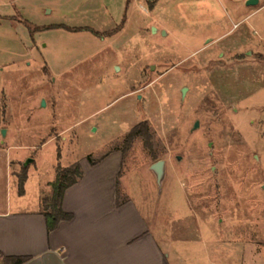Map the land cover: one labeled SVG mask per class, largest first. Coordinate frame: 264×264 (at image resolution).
Instances as JSON below:
<instances>
[{"label": "rangeland", "instance_id": "obj_1", "mask_svg": "<svg viewBox=\"0 0 264 264\" xmlns=\"http://www.w3.org/2000/svg\"><path fill=\"white\" fill-rule=\"evenodd\" d=\"M247 1L0 0V206L118 159L119 197L180 264L215 246L264 264V0Z\"/></svg>", "mask_w": 264, "mask_h": 264}, {"label": "crops", "instance_id": "obj_2", "mask_svg": "<svg viewBox=\"0 0 264 264\" xmlns=\"http://www.w3.org/2000/svg\"><path fill=\"white\" fill-rule=\"evenodd\" d=\"M112 161H81L83 175L65 191L62 202L73 218L53 231L42 213L46 195H37L34 205L0 206V264H6V257H28L23 264H180L161 246L139 204L119 197L120 163ZM230 254L224 256L216 246L205 248V256L198 252L206 264H231Z\"/></svg>", "mask_w": 264, "mask_h": 264}, {"label": "trees", "instance_id": "obj_3", "mask_svg": "<svg viewBox=\"0 0 264 264\" xmlns=\"http://www.w3.org/2000/svg\"><path fill=\"white\" fill-rule=\"evenodd\" d=\"M144 136L145 141L149 142L151 135L149 133V128L147 122H141L135 126L125 139L126 148L123 151V155L126 150L130 147L132 141L137 136ZM95 164V162H92ZM56 180L52 184V193L49 196H45L42 199V213L46 218V224L48 231L55 230L58 225L63 221H70L73 218L71 213L65 212L62 207L63 197L65 191L76 184L78 180L82 177L83 172L79 162L72 164L67 168L57 167ZM27 179V174L25 173L20 180V192L24 193V184ZM28 260V257H6V264H23Z\"/></svg>", "mask_w": 264, "mask_h": 264}, {"label": "water", "instance_id": "obj_4", "mask_svg": "<svg viewBox=\"0 0 264 264\" xmlns=\"http://www.w3.org/2000/svg\"><path fill=\"white\" fill-rule=\"evenodd\" d=\"M259 2V0H248L247 5L254 6ZM186 89L184 88L183 92L185 93ZM198 126V123H196V127ZM178 160H181V157L177 158ZM152 172L155 174L157 183L161 186L162 181L165 177V161L159 160L152 164L151 166Z\"/></svg>", "mask_w": 264, "mask_h": 264}]
</instances>
